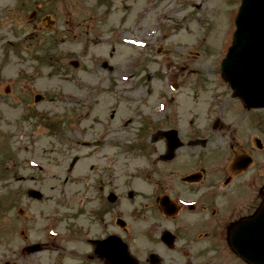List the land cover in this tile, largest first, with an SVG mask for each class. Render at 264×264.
<instances>
[{
  "label": "rangeland",
  "instance_id": "1",
  "mask_svg": "<svg viewBox=\"0 0 264 264\" xmlns=\"http://www.w3.org/2000/svg\"><path fill=\"white\" fill-rule=\"evenodd\" d=\"M237 2L204 0L197 9L184 0H0V264H84L63 251L20 249L63 233L54 214L70 223L72 204L86 222L89 201L100 196L92 184L106 173L120 189L102 195L119 197L127 209L150 196L151 149L164 150L150 135L169 123L151 114L146 92H163L160 71L171 62L176 76H187L178 97L183 117L192 116L200 72L212 75L226 102V126L243 124L240 103L211 72L229 44ZM202 29L206 45L183 34ZM85 241L71 233L64 251L86 253Z\"/></svg>",
  "mask_w": 264,
  "mask_h": 264
},
{
  "label": "flooded vegetation",
  "instance_id": "2",
  "mask_svg": "<svg viewBox=\"0 0 264 264\" xmlns=\"http://www.w3.org/2000/svg\"><path fill=\"white\" fill-rule=\"evenodd\" d=\"M198 1L204 6V0ZM198 75L206 77L200 72ZM209 81L198 89L202 100H193L189 106L188 114L192 116L183 117L181 107L185 102L170 106L161 114L155 112L169 125L150 135L151 143L164 148L151 149L150 196L127 209L119 197L102 195L108 187L111 191L120 189L118 182L109 184L106 173L92 184L101 194L93 196L89 207L87 201L86 222L79 221L81 213L72 204L70 223L60 212L54 214L56 229L62 230V235L33 243L44 244L46 251L66 252V258L82 259L84 264H116L124 260V246L117 238L126 242L135 264H264V251L257 246L253 250L251 237L255 231L263 233L254 217L264 204V121L226 126L227 106L213 100L219 89L210 75L202 83ZM231 126L232 132L222 131ZM172 129L177 132L161 133ZM174 136L179 138V147L174 158L164 160L162 154ZM175 162V169L171 170ZM17 215L24 216L23 212ZM71 233L90 236L85 241L86 253L64 251L66 236ZM21 235L28 239L23 230ZM109 236L116 238L103 249L111 248L112 254L98 255L94 240ZM263 243L261 237V246ZM28 244L20 250L25 252Z\"/></svg>",
  "mask_w": 264,
  "mask_h": 264
},
{
  "label": "water",
  "instance_id": "3",
  "mask_svg": "<svg viewBox=\"0 0 264 264\" xmlns=\"http://www.w3.org/2000/svg\"><path fill=\"white\" fill-rule=\"evenodd\" d=\"M236 25L234 43L222 63L223 74L248 106H263L264 0H243ZM125 257L121 264H133L126 251Z\"/></svg>",
  "mask_w": 264,
  "mask_h": 264
}]
</instances>
